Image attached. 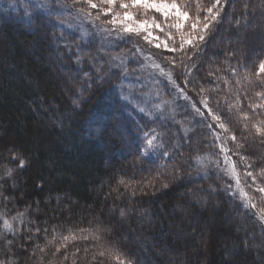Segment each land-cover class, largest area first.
I'll list each match as a JSON object with an SVG mask.
<instances>
[{"label": "trees", "instance_id": "obj_1", "mask_svg": "<svg viewBox=\"0 0 264 264\" xmlns=\"http://www.w3.org/2000/svg\"><path fill=\"white\" fill-rule=\"evenodd\" d=\"M68 16L27 0H0V262L113 264L92 259L103 244L132 264H264V224L219 174L209 123L175 104L170 87L150 70L125 63L133 52L129 42L110 46L100 37L84 38L64 26ZM156 50L155 59L171 66L164 57L173 54ZM262 59L264 0H229L197 55L185 61L194 65L187 87L182 70L175 72L186 92L195 100L207 96L239 136L242 111L264 119L260 109L251 116L248 104L259 102L258 89L244 80ZM233 68L249 89L247 98L237 91ZM237 95L242 108L229 111ZM153 135L162 147L149 151L146 139ZM242 142L254 167L264 165L254 130ZM198 156L208 160L198 164ZM241 184L259 196L243 176ZM97 227L101 241L70 243L66 253L36 247L54 233Z\"/></svg>", "mask_w": 264, "mask_h": 264}, {"label": "snow or ice", "instance_id": "obj_2", "mask_svg": "<svg viewBox=\"0 0 264 264\" xmlns=\"http://www.w3.org/2000/svg\"><path fill=\"white\" fill-rule=\"evenodd\" d=\"M228 2L229 0H208L207 5H205L203 0H72L73 5H80L76 9L77 12L84 14L94 25L99 21L101 31L116 32L121 38L124 36H136L157 50L163 49L167 53H172V56L164 57L171 65L167 71L159 63L153 61L152 55H146L144 59L151 61L152 66L158 69L160 74L182 94L184 89L177 84L173 73L176 69H181V78L184 80V86H188L187 76L191 74V67L194 65H189L185 61H192L193 57L197 55L200 45L206 42L214 25L220 22L221 14ZM247 7L245 5V9ZM149 13H152V15H149ZM102 17L106 19H102ZM160 34H163V38H161ZM231 72L232 76L236 78V85L239 86L237 91H244L247 98L249 89L243 87L242 81L239 79L238 70L233 68ZM253 75L255 77L254 81L252 79ZM223 79L225 84H229L226 78ZM244 80L258 89L254 91V96L258 98L259 102H250L248 104V108L252 109L251 116L258 115L256 113L257 109L264 113V59L258 61L254 72L245 75ZM200 91L203 93L205 90L201 88ZM184 99L188 100L190 98L185 94ZM200 103L207 111V115L215 122V127L221 130L220 132H214L213 135L219 141L218 147L220 152L223 153L225 168L221 169V171L234 182L235 191L232 194L235 196L236 192H238L242 207L246 210H254L253 214L264 224V165L256 169L254 167L255 159L241 151V149H245V144L242 141L252 136L253 130L254 136L259 138V143L264 145V119L252 120L247 111H242L241 119L246 122L242 124L241 134L238 136L236 131L226 122V119L214 112L209 106V98L207 96L201 95ZM192 107L197 115L204 117V111L197 108L195 104ZM232 108L237 110L242 108L239 95H237L235 104H229V111ZM157 109L162 110L160 105H157ZM139 110L141 112L145 111L143 108ZM249 123L251 124V130ZM208 127L210 129L213 128V124L209 123ZM184 131L188 132L189 129L185 128ZM245 133L247 135H244ZM145 135L147 136V134ZM156 139V135L146 139L149 148L162 147V145L154 144ZM229 140L232 142L231 148L228 147ZM164 155H167V153H164ZM233 156L238 157V161L233 160ZM260 158L264 159V156ZM12 159L17 160L18 155L13 154ZM206 160H208V157H196L198 164H203ZM216 163L217 165L219 164L218 161ZM238 164L243 165L242 173L237 166ZM18 166L20 168L25 166V160L22 157L18 160ZM7 175H12L11 170L8 171ZM242 176L246 181V186L253 193H259L258 197L245 191V188L241 185ZM119 183L126 188L129 187L123 179ZM149 185H151V182H149ZM162 186L167 188L168 184L164 183ZM211 190L215 191V189ZM133 194H135L134 190ZM257 201L259 202V207ZM124 214L123 210H121L120 215L123 217ZM22 216L23 213L18 214V217ZM18 217H13V220ZM2 223L6 231H14L9 220L2 219ZM102 231L103 229L97 227L95 229H81L80 233L72 230H69L67 234L54 233L50 239H46L44 246L37 245L36 247L40 253L45 254L48 248L51 247L53 256H56L62 250L66 253L70 243L88 240L101 241L100 233ZM8 243L11 244L12 242L8 241ZM97 247L98 251L92 255L93 260L99 256L109 259L113 264H132V261L115 247H107L103 244H98ZM84 251L87 252L88 249L85 248ZM72 255L75 256L76 252L73 251ZM62 259L67 260L68 255H63ZM0 264H3V262H0ZM73 264H75V261H73Z\"/></svg>", "mask_w": 264, "mask_h": 264}, {"label": "rangeland", "instance_id": "obj_3", "mask_svg": "<svg viewBox=\"0 0 264 264\" xmlns=\"http://www.w3.org/2000/svg\"><path fill=\"white\" fill-rule=\"evenodd\" d=\"M29 1L32 5L44 9L50 10L53 9L55 10L58 14L61 15H69L67 17V20L65 21L64 26L70 30V31H79L80 35L84 38H91V37H100L106 40L107 43H109L110 46H113L119 41H127L133 46V52H130V54H126L124 57L125 63L132 62L134 63L137 67H140V69H147L150 70L152 73V76H156L163 80L162 82H165L166 85L170 87V90L172 91L171 94H173V100L175 104L178 105H183L191 108L193 111L192 105L195 104L197 108H200L201 111L205 112L204 117H201L194 113L200 118V120H206L208 123L213 124V128L211 130L214 132H220L221 130L215 127V122L211 120V117L207 115V111L204 109L203 105L200 103V100H195L193 99L187 92L186 89L183 87L181 84L179 78H177V73L174 71L173 75L174 78L176 79L177 84L181 86V88L184 89L183 94L179 91H177L170 83L169 81L160 74L158 69H155L152 66L151 61H147L144 59L146 55H152L153 61L156 63H159L162 68H164L166 71L171 67L168 66L166 63H162L159 59H155L156 55L154 54L155 48L151 47L149 44L143 41V39L136 37V36H124V37H119L116 32L108 33L100 30L99 26V21L95 23V25L90 22L89 18H86L84 14L79 13L76 11L77 8L80 7V5H73L72 0H27ZM95 10H93L94 12ZM162 38V37H161ZM257 39L258 37L255 36ZM139 49V51H138ZM157 51V50H156ZM187 95L190 99L186 100L184 99V95ZM214 136V135H213ZM214 141L217 144V150H219L218 144L219 141L216 140L214 136ZM230 141V140H229ZM228 141V147L230 142ZM154 144L158 145L157 140L154 142ZM148 150L150 151V148L147 145ZM219 164H218V172L219 174L227 181L229 184V190L232 194V192L235 191L234 187V182L231 180L227 175L224 174L221 169L225 168V164L223 161V153L220 152L219 150ZM230 155V154H229ZM242 185V184H241ZM235 196L239 197V193L236 192Z\"/></svg>", "mask_w": 264, "mask_h": 264}]
</instances>
